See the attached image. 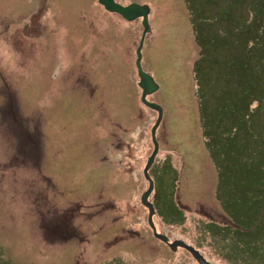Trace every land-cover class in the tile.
<instances>
[{
  "label": "rangeland",
  "instance_id": "obj_1",
  "mask_svg": "<svg viewBox=\"0 0 264 264\" xmlns=\"http://www.w3.org/2000/svg\"><path fill=\"white\" fill-rule=\"evenodd\" d=\"M115 1L150 8L141 65L163 112L149 168L156 231L211 264H262L264 238L249 242L264 230V123L205 139L191 2ZM141 32L140 18L97 0H0V264H198L153 235L140 200L157 116L140 101ZM122 134L129 151L111 165L109 135Z\"/></svg>",
  "mask_w": 264,
  "mask_h": 264
},
{
  "label": "trees",
  "instance_id": "obj_2",
  "mask_svg": "<svg viewBox=\"0 0 264 264\" xmlns=\"http://www.w3.org/2000/svg\"><path fill=\"white\" fill-rule=\"evenodd\" d=\"M186 1L194 8L188 11L199 55L192 70L205 139L222 140L223 124L264 123V0ZM260 230L249 249L263 240ZM258 257L264 264V253Z\"/></svg>",
  "mask_w": 264,
  "mask_h": 264
},
{
  "label": "water",
  "instance_id": "obj_3",
  "mask_svg": "<svg viewBox=\"0 0 264 264\" xmlns=\"http://www.w3.org/2000/svg\"><path fill=\"white\" fill-rule=\"evenodd\" d=\"M97 1L99 4L103 6L105 10L109 12L117 13L125 20L132 21L138 18L141 19L142 32H141L139 44L135 52L136 54L135 67L137 69V75H138L137 85L141 89L140 101L148 108L155 110L157 113L156 119L150 129V137L153 148L150 155L146 159L145 165L143 167V176L148 184H147V188L142 192L140 197L141 203L147 208L148 211L147 214L148 225L151 228L153 235L159 240L165 242L171 250L175 251L178 247H181L186 251H188L190 255L197 261L198 264H211L193 246L188 245L187 243H185L180 239H174L170 241L165 234L157 232L153 222L154 207L152 202L148 200V196L153 190V181L149 175V168L151 167L155 159L156 153L158 151V142L156 140L155 133L157 127L161 122L162 108L158 103L147 99V96L149 94L155 92L158 89V84L155 82V80L151 75H149L143 70L141 66V47L143 45L145 35L149 31L148 14L150 8L147 4H139L135 2L122 5L115 0H97Z\"/></svg>",
  "mask_w": 264,
  "mask_h": 264
},
{
  "label": "flooded vegetation",
  "instance_id": "obj_4",
  "mask_svg": "<svg viewBox=\"0 0 264 264\" xmlns=\"http://www.w3.org/2000/svg\"><path fill=\"white\" fill-rule=\"evenodd\" d=\"M139 113H141V112L139 111ZM139 118H140V120H142V118H143L142 113L140 114ZM119 127H121V125ZM111 135H109V139H110L109 142L110 143L107 146V149H108L107 152H109V156H107L108 157L107 162L111 165H114V159H113V156H110V153L111 152L113 153L114 151H119L120 149L124 150L125 153H128L129 144H126V142L124 141L123 134L119 138H117L115 141L111 140V138H113ZM119 161H122V159L119 158L116 162H119Z\"/></svg>",
  "mask_w": 264,
  "mask_h": 264
},
{
  "label": "bare ground",
  "instance_id": "obj_5",
  "mask_svg": "<svg viewBox=\"0 0 264 264\" xmlns=\"http://www.w3.org/2000/svg\"><path fill=\"white\" fill-rule=\"evenodd\" d=\"M142 66V65H141ZM194 93H195V95L197 94V89H195V91H194ZM162 114H163V112H162ZM162 119V118H161ZM158 128V127H157ZM157 130V129H156ZM155 135H156V133H155ZM148 184V183H147ZM154 212H155V210H154Z\"/></svg>",
  "mask_w": 264,
  "mask_h": 264
}]
</instances>
